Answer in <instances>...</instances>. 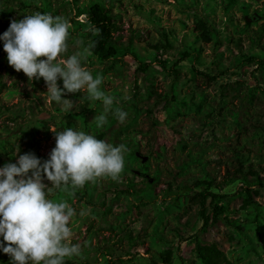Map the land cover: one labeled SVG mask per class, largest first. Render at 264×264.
<instances>
[{
  "label": "rangeland",
  "instance_id": "374dc122",
  "mask_svg": "<svg viewBox=\"0 0 264 264\" xmlns=\"http://www.w3.org/2000/svg\"><path fill=\"white\" fill-rule=\"evenodd\" d=\"M95 3L115 17L116 35L126 50L110 61L90 50L95 30L88 11ZM197 9L218 32L208 43L195 30ZM35 12L70 22L62 55L80 51L82 63L102 78L99 88L114 104L105 112L102 100H89L86 90L65 92L73 103L65 110L49 99L43 78L30 81L8 63L0 41V166L16 162L33 140L40 157L48 159L56 143L53 130L66 127L127 147L117 179L98 177L71 194L51 192L52 199L66 200L76 212L70 239L80 245V254L64 261L162 263L160 254L172 248V264H201L195 253L198 235L201 243L217 244L231 264H264V67L243 61L252 55L264 59V38L257 34L264 25V0H0V34L11 20ZM185 52L190 57L180 61ZM142 64L148 65L146 71ZM58 84L63 86L62 79ZM115 108L127 113L123 122L113 114ZM101 113L107 121L98 128L94 118ZM241 165L249 181L261 182L251 186L253 204L246 208L237 196L245 183L225 184L240 178L234 172ZM201 180L214 181L231 195L223 204L235 226L220 220L201 233L200 207L190 204L196 191L177 201L167 195L169 186L175 191ZM44 183L51 186L46 178ZM7 255L0 251V258Z\"/></svg>",
  "mask_w": 264,
  "mask_h": 264
},
{
  "label": "clouds",
  "instance_id": "9594fccd",
  "mask_svg": "<svg viewBox=\"0 0 264 264\" xmlns=\"http://www.w3.org/2000/svg\"><path fill=\"white\" fill-rule=\"evenodd\" d=\"M71 27L60 15L35 12L11 20L0 41L8 63L30 81L43 78L49 99L65 110L73 107L65 92L86 90L87 98L102 100L107 112L114 98L99 88L102 78L94 77L82 63L84 55L80 51L62 55ZM113 114L121 122L127 116L120 108ZM94 120L99 128L107 116L101 113ZM53 132L56 143L48 159L42 161L34 152H25L16 162L0 166V251L9 254L11 264H64L65 257L79 255L80 245L70 239V220L76 212L66 200L52 199L51 192L71 194L98 177L117 179L124 168L126 145H113L72 127ZM45 178L51 186L44 183Z\"/></svg>",
  "mask_w": 264,
  "mask_h": 264
},
{
  "label": "trees",
  "instance_id": "16d2710c",
  "mask_svg": "<svg viewBox=\"0 0 264 264\" xmlns=\"http://www.w3.org/2000/svg\"><path fill=\"white\" fill-rule=\"evenodd\" d=\"M196 14L198 16V21L195 24V30L198 32L200 39L203 42L208 43L211 41L213 34L218 37L217 30H212L211 26L209 25L207 16L199 9L196 10ZM7 19H9L8 21L12 19V13L8 14ZM88 21L90 26H92V28L95 30L94 32L90 33V50L99 60L104 62L110 61L115 56H117L120 51L124 50L126 53V50L120 44V37L116 35L120 30V27L115 17L104 5L95 3L88 11ZM257 34L260 38H264V25H262L259 30H257ZM163 38L165 41L163 43V48L168 49L169 43L167 38L165 35H163ZM188 57H190V54L185 52L182 54L180 61ZM243 61L245 63H256L260 69L264 67V59L259 55H252ZM160 64L165 67V62H160ZM141 69L146 71L148 69V65L142 64ZM173 71L177 72L176 70ZM213 79L215 80L216 78ZM2 85L3 83L0 79V87H2ZM38 147V141L33 140L27 144V147L22 151V154L25 152H34L42 161L46 160L47 158L40 157ZM250 171L254 175H257L255 172H252L251 169ZM234 173L236 177L239 176L240 178H228V181L225 184L229 185L235 180L243 181V183H245V188L238 192L237 196L243 197V207H249L253 204L251 186L261 184V182L258 178L249 181L247 179L248 172L243 170L242 165L237 168ZM219 189L221 188L217 187L214 184V181L201 180L195 182L192 185L185 184L180 186L175 191L173 190L172 186H169L167 195L174 197V200L177 201L181 194H190L192 191H196L190 196V204L198 205L200 207L199 216L203 222L200 232L205 233L210 228V226L216 224L220 220H225L229 225L235 226V223L227 216L228 207L223 204V201L227 198H230L231 195L228 193H222L219 191ZM121 193L130 192L129 190H121ZM79 198L81 199L82 196H79ZM102 205H107L106 199L103 200ZM195 242L196 257L201 264H231V262L227 259L226 254L218 247L217 244L201 243L198 239V235L195 236ZM173 255V249L169 248L160 254L162 263L152 259L151 264H172ZM5 258V260L4 258H0V264L3 262L6 263L7 260H10V256L8 255ZM120 261L123 262L122 260ZM64 264H73V262L64 261Z\"/></svg>",
  "mask_w": 264,
  "mask_h": 264
},
{
  "label": "water",
  "instance_id": "95a60500",
  "mask_svg": "<svg viewBox=\"0 0 264 264\" xmlns=\"http://www.w3.org/2000/svg\"><path fill=\"white\" fill-rule=\"evenodd\" d=\"M136 156H140V154L137 152L136 153ZM142 160H143V162H146L147 160H148V157L147 156H144V157H142Z\"/></svg>",
  "mask_w": 264,
  "mask_h": 264
}]
</instances>
